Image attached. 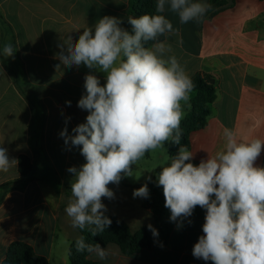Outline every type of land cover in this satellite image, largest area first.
<instances>
[{
    "label": "crops",
    "instance_id": "obj_1",
    "mask_svg": "<svg viewBox=\"0 0 264 264\" xmlns=\"http://www.w3.org/2000/svg\"><path fill=\"white\" fill-rule=\"evenodd\" d=\"M223 2L199 22L180 24L177 15L166 13L178 29L168 37L173 54L192 79L212 76L217 90L207 125L189 137L194 165L222 148L224 127L244 141L264 140V0ZM105 15L121 18L122 27L132 28L127 19L133 16L130 0H0V146L18 161L9 172H0V187L15 183L19 188L0 204V264L17 241L32 246L49 264H71L70 245L81 234L65 213L73 175L67 169L79 168L85 159L79 147L65 145L59 133L67 126L72 135L74 127L86 122L88 112L77 106L85 92L84 76L92 71L103 84L105 74L83 64L67 68L56 56L68 37L75 42L84 28ZM6 43L17 50L14 58H4ZM189 111L185 108L186 115ZM164 148L145 155L153 162L140 160L132 177L109 184L113 199L102 198L105 215L119 218L132 233L154 223L144 198H134L133 191L148 184L149 176L157 181L160 166L178 152L171 155L167 144ZM21 156L34 164L32 179L23 186ZM256 165L264 166V149ZM203 223L204 218L192 215L180 227L176 223L166 243H154L134 255L109 244L107 260L88 259L97 264H213L192 255Z\"/></svg>",
    "mask_w": 264,
    "mask_h": 264
},
{
    "label": "clouds",
    "instance_id": "obj_2",
    "mask_svg": "<svg viewBox=\"0 0 264 264\" xmlns=\"http://www.w3.org/2000/svg\"><path fill=\"white\" fill-rule=\"evenodd\" d=\"M154 9L151 14L129 16L131 31L121 26V18L105 15L84 28L75 42L68 37L59 45L60 65L83 64L105 74L103 84L92 71L84 76L85 92L77 106L88 112L86 122L74 127L72 135L67 126L59 133L65 145L79 147L85 159L79 168L67 169L73 175L65 213L73 228L87 229L93 237L103 233L112 223L102 202L114 198L108 185L132 177V166L146 153L165 150L164 144L171 142L180 147L169 156L170 163L160 166L156 182L163 188L170 220L178 227L196 206L205 210L203 235L192 255L213 264H264V166L256 165L264 140L244 141L234 129L224 127L222 148L208 152L198 165L191 162L195 152L181 145L180 125L185 108H191L195 84L168 42L178 29L166 13L187 24L202 20L213 6L203 0H156ZM16 51L6 43L3 56L14 58ZM17 164L0 146V172ZM146 179L151 181V176ZM133 197L148 198L147 183L135 189ZM148 229L158 236L151 224ZM75 247L101 261L111 255L100 243H87L84 236L76 239Z\"/></svg>",
    "mask_w": 264,
    "mask_h": 264
},
{
    "label": "trees",
    "instance_id": "obj_3",
    "mask_svg": "<svg viewBox=\"0 0 264 264\" xmlns=\"http://www.w3.org/2000/svg\"><path fill=\"white\" fill-rule=\"evenodd\" d=\"M156 0H130L131 13L133 16L138 17L143 14L154 13V5ZM223 0H212L213 12L223 6ZM131 31V28L127 29ZM195 88L191 93V108L185 119L181 121L182 138L181 145L188 147L189 137L192 132L203 129L211 115V104L217 98V90L215 83L211 84L214 80L212 76L198 75L192 79ZM170 148L171 155H174L180 145L166 142ZM149 153H146L148 155ZM34 169V164L26 156H21L19 159V170L23 179L22 186L32 179L31 175ZM149 197L144 198L146 207L154 215V223L151 224L157 231L158 236L154 237L152 232L148 229V225L144 226L136 233H132L127 225L115 216H108L112 223L108 229L103 233L92 236L91 233L85 230H79L81 236L85 237L87 243H100L101 246L106 247L109 244H116L120 247L125 255H134L141 250L150 248L154 243H166L171 235L177 222L170 220V210L167 209L165 204V197L163 194L162 186H158L156 180L150 181L148 184ZM14 189H19L15 183H8L0 187V204H2L4 197L7 193ZM138 189V188H137ZM199 218L205 217V210L199 206L193 211V214ZM89 255L86 252H77L75 241L70 245L69 260L71 264H97L88 259ZM2 264H49L48 259L37 253L32 246L25 242H13L8 250L5 260Z\"/></svg>",
    "mask_w": 264,
    "mask_h": 264
},
{
    "label": "rangeland",
    "instance_id": "obj_4",
    "mask_svg": "<svg viewBox=\"0 0 264 264\" xmlns=\"http://www.w3.org/2000/svg\"><path fill=\"white\" fill-rule=\"evenodd\" d=\"M145 161H146V163H152L153 162V160H147V158H143ZM142 160V159H141ZM140 162V161H139ZM139 162L137 163V165H133L132 167H133V170L134 171H138L137 170V167L139 166L138 164H139Z\"/></svg>",
    "mask_w": 264,
    "mask_h": 264
},
{
    "label": "water",
    "instance_id": "obj_5",
    "mask_svg": "<svg viewBox=\"0 0 264 264\" xmlns=\"http://www.w3.org/2000/svg\"><path fill=\"white\" fill-rule=\"evenodd\" d=\"M211 84H214V80L211 81Z\"/></svg>",
    "mask_w": 264,
    "mask_h": 264
}]
</instances>
